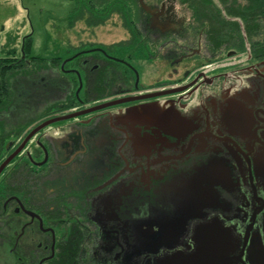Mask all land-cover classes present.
Returning a JSON list of instances; mask_svg holds the SVG:
<instances>
[{
	"label": "flooded vegetation",
	"instance_id": "af4514ba",
	"mask_svg": "<svg viewBox=\"0 0 264 264\" xmlns=\"http://www.w3.org/2000/svg\"><path fill=\"white\" fill-rule=\"evenodd\" d=\"M72 1L69 26L117 17L124 37L22 47L0 105V261L264 264L258 0Z\"/></svg>",
	"mask_w": 264,
	"mask_h": 264
},
{
	"label": "rangeland",
	"instance_id": "374dc122",
	"mask_svg": "<svg viewBox=\"0 0 264 264\" xmlns=\"http://www.w3.org/2000/svg\"><path fill=\"white\" fill-rule=\"evenodd\" d=\"M72 7V0H0V55L6 48L13 47L19 56L25 37L31 42L28 54L46 60L67 56L80 40L108 43L124 37L117 17L93 30L86 28L83 20L69 26L67 17ZM137 63L141 69L149 65L146 60ZM24 68L14 70L13 74L24 75L27 71ZM35 68L32 65L31 69ZM17 81L19 87L26 83L23 77Z\"/></svg>",
	"mask_w": 264,
	"mask_h": 264
},
{
	"label": "trees",
	"instance_id": "16d2710c",
	"mask_svg": "<svg viewBox=\"0 0 264 264\" xmlns=\"http://www.w3.org/2000/svg\"><path fill=\"white\" fill-rule=\"evenodd\" d=\"M185 1V0H184ZM212 0H208L209 5L207 6L208 8V13H214L213 11H217L216 7H213V3H211ZM98 3L100 0L97 1ZM203 0H193V5L197 6V4L203 5ZM258 9L264 10V0H258ZM86 1H81L79 6H74L73 10H85L87 7H90L89 5L85 4ZM212 4V5H211ZM251 9V6H248V10ZM111 11L110 8L105 9L104 11ZM246 10V8H242V11ZM219 11V10H218ZM96 16V15H95ZM213 16L215 18H218L217 14ZM107 15L103 14L102 16H97V21L98 22H103L106 19ZM243 20L247 21L248 19L242 15ZM75 14L71 13L69 15V21L72 24V21L75 20ZM219 36V35H218ZM24 44H23V52L28 56V50L30 48V39L29 37L24 38ZM21 52H19V56L16 55V50L13 47H8L4 50L3 55H0V105H5L9 100H10V87H9V77L12 75V71L16 70L18 68L22 69L25 67V63L23 60L20 59L21 57ZM18 61V62H16ZM12 72V73H11Z\"/></svg>",
	"mask_w": 264,
	"mask_h": 264
},
{
	"label": "water",
	"instance_id": "95a60500",
	"mask_svg": "<svg viewBox=\"0 0 264 264\" xmlns=\"http://www.w3.org/2000/svg\"><path fill=\"white\" fill-rule=\"evenodd\" d=\"M90 110H92V109L85 110V111H80V112H75V113H70V114H66V115L60 116V117H58V118H55V119L51 120L50 122H52V121H58V120H65V119H68V118H72V117H74V116H77V115L83 114V113L88 112V111H90ZM47 123H48V122H46V123H44V124H41L38 128H36L35 132H36L38 129H40V128H42L43 126H45ZM32 133H33V132H32ZM32 133L29 134V135H27V137L25 138L24 142H26V140L32 135ZM24 142H23V144H24ZM10 158H11V157L7 158V159L2 163V165L0 166V171H1L2 168L5 166V164L9 161ZM259 170H260V172H261V174H262V176H263V178H264V160H261V162H260V169H259Z\"/></svg>",
	"mask_w": 264,
	"mask_h": 264
}]
</instances>
